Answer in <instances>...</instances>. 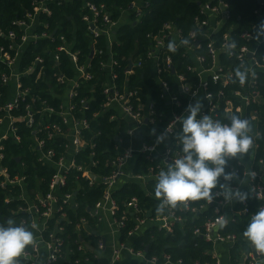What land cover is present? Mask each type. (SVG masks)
<instances>
[{
  "label": "built area",
  "instance_id": "obj_1",
  "mask_svg": "<svg viewBox=\"0 0 264 264\" xmlns=\"http://www.w3.org/2000/svg\"><path fill=\"white\" fill-rule=\"evenodd\" d=\"M82 1V22L91 41L88 55L79 49L73 37L69 40L65 34H59V29L52 30L43 20L53 17L52 5L60 8L68 6L72 0H35L33 12L13 23L18 32L1 34L8 42L0 47L3 68L0 74V194L5 198L4 204L15 205L11 209L13 216L24 214V218L15 220L17 224L34 222L38 225L35 231L37 244L29 246L20 261L40 264L43 250L48 253L44 264H54L64 254L69 256V248L64 250V241L59 238L64 233L63 228L57 227L49 241L45 234L50 220L59 215L65 220V207L76 206L74 195L64 194V191L68 175L77 171L90 187H103L101 199L90 211L96 229L87 228V219H82L77 227L80 235L84 231L89 237L94 236L93 241L81 242L79 251L84 254L86 250L94 252L98 264H104L102 256H107L105 264H122L125 258L138 260L141 264H186L165 252L149 256L148 245H142L140 250L130 245L145 233L157 232L174 237L177 230L187 232L197 245L202 242L209 246L204 254L205 262L197 260L191 264H264V256H258L242 235L251 215L264 206V36L256 39L258 26L264 21V0H256L261 3L253 12L255 20L249 24V29L236 36L233 32L237 26L228 24L229 2L206 0L200 4L199 15L188 34L167 23L158 34L147 37L150 42L147 51L142 56L130 58L124 74L130 77L148 64L153 67L160 87L159 100L167 107L161 112L157 109L158 101L151 96L145 102L139 89L129 90L126 86L120 89L117 84L121 66L114 47L120 28L132 22L131 16L139 21L146 4L135 1L116 15L117 12L105 5H97L92 0ZM183 39H190V44L182 45ZM167 42H175L177 51H183V55L190 58L192 64L185 73L175 70L171 56L163 57ZM101 43L105 46L101 47ZM103 55L107 56L106 59L95 66L94 59ZM223 56L231 62H224ZM241 64L249 69L243 86L235 77V70ZM168 73L175 77L177 93L172 92L169 82L163 78ZM41 86L47 88L43 90L46 95L43 98L37 94ZM99 86L105 98L102 111H113L110 117L113 122H125L130 139L126 148L123 139L116 136L118 144L112 151L111 171L105 176L94 174L99 161L79 165L76 160L80 154L88 153L89 158L96 156L94 140L100 135H91L87 139L85 134L90 132V122L78 114L86 113ZM50 99L59 102L58 106L51 104ZM197 101L203 105L200 115L209 114L227 122L228 115L237 114L250 120L254 145L249 157L243 161L229 160L226 168L227 172H236L241 179L244 170L256 173L255 179L248 183L231 182L234 189L247 192L248 199L226 203L218 196L211 204L189 201L186 208L180 206L157 215L156 206L147 208L139 199L132 198L124 201L121 210L115 194L126 185L141 186L159 203L154 195L156 177L181 154L176 136L182 125L176 123L163 141L158 142L157 137L176 117L187 115V106ZM97 116L95 114L94 118ZM53 118H60L61 122H52ZM166 121L168 124L160 131L158 123ZM137 136L141 139L138 144L134 141ZM9 141L16 146L26 145L40 167L52 171L46 194L43 193L45 176H41L35 192H32L25 164L20 159H16L19 163L15 168L5 164V143ZM58 141L61 144L57 145ZM141 158L148 164L143 161L142 172L135 174V163ZM220 182L225 183L222 178ZM151 183L153 190L149 189ZM222 216L226 220L223 227L220 226ZM240 225L243 229L239 228ZM124 234L126 241L122 242ZM151 239L156 240L153 236ZM233 252L237 253L235 257ZM80 263L78 260L74 264Z\"/></svg>",
  "mask_w": 264,
  "mask_h": 264
},
{
  "label": "trees",
  "instance_id": "obj_2",
  "mask_svg": "<svg viewBox=\"0 0 264 264\" xmlns=\"http://www.w3.org/2000/svg\"><path fill=\"white\" fill-rule=\"evenodd\" d=\"M35 0H0V47L7 44V40L4 39L1 34H8L11 31L18 32V29L13 25L16 20H20L25 17L26 13L33 12V3ZM97 5H105L109 10L117 12L119 10L127 9L128 6L133 2H139L146 4L143 8V17L137 21L134 16H131L132 22L124 24L120 28L119 38H117V44L115 45L116 59L119 61L121 68L118 70L119 79L117 84L122 89L126 86L129 90L139 89V95L142 100L147 102L149 96L158 101L157 109L161 112L166 109V104L159 100L160 87L157 85L154 69L148 64L141 70H136L135 74L130 77H126L124 69L129 64L130 58H137L144 55L149 47L148 36L150 34H158L162 27L171 23L174 24L179 30L185 35L188 34L194 26V20L199 15L200 4H204L206 0H92ZM229 2L230 19L228 21L229 26H237V30L233 32L236 36L239 32H242L246 28L249 29V24L255 20L253 12L258 8V2L256 0H227ZM83 5L82 0H72L68 6H61L60 8L52 5L53 17L51 19H44L50 24L52 30L59 29L62 34L71 40L73 37L78 42L79 49L84 50V54L88 55L91 50V41L89 39L87 27L82 22V13L80 11ZM76 28V30H75ZM75 30V31H74ZM167 49L163 57L167 55L172 57L173 66L178 73H185L186 68L192 64L188 56L183 55V51H176L175 53L170 52ZM101 47L105 44L101 43ZM102 58L94 59L93 63L98 66L101 60L106 59V55L101 56ZM224 62H231V60H225ZM65 64H68L64 60ZM232 63H235L232 61ZM3 71L0 65V74ZM102 76V74H99ZM163 78L169 82L172 92L177 93V85L175 83V77L172 73L163 75ZM236 87V85H235ZM41 90L37 91V94L43 98L44 91L47 88L45 86L40 87ZM1 91V88H0ZM228 91V90H227ZM46 97V95H44ZM86 98V97H84ZM105 102V98L102 94V89L99 86L95 95V98L88 103V110L84 115L78 114V117H85L90 122V132L85 134L88 139L91 135H100L95 138L96 149L95 158H89L88 153L80 154L76 157L77 163L80 165L81 162L89 164L92 160L99 161V165L94 169V174L97 176L108 175L111 171L110 163L113 160V150L118 144L116 136L124 141V147H128L130 139L126 134L127 124L121 122H113L110 120L113 111H102V105ZM50 103L55 107L58 106L59 102L52 101ZM79 103V100H78ZM98 114L97 118L94 115ZM60 118H53L52 122L60 123ZM162 131L164 126L168 122L158 123ZM5 147V164L11 168H15L19 163L16 159H20L25 164L26 173L30 175L29 190L35 192L37 188V182L41 181V176H45L46 180L43 186V193L48 192L49 182L52 177V171H44L37 163V158L27 150V146H16L13 142H6ZM61 144V141L57 142V145ZM249 157V154H248ZM246 159V157H245ZM236 160V159H234ZM143 158L139 159L135 163V174L141 173ZM148 164V162H146ZM141 166V167H140ZM148 166L146 165L145 170L147 171ZM149 189L153 190V184L149 185ZM72 193L74 195L75 207H65L64 213L66 215L65 220L59 216H55L54 219L48 222V230L45 234V239L49 241V237L52 233H55L57 227L63 228L64 233L59 235L64 241V250L69 248V256L65 254L62 259L58 260L54 264H71L78 260H81L80 264H98V260L95 257V253L86 250L84 254L79 251L81 242L87 243L94 240V236L90 237L82 232L77 233V227L81 225L82 219L88 220L87 228L91 231L96 229V222L90 218V211H93L96 203L101 199L103 194V187L94 186L90 187L89 183L82 179L80 173L72 171L67 178V188L64 194ZM120 209H123V203L126 200L137 198L141 204L147 208L157 206V202L149 196L147 192L141 186L138 185H126L117 191L115 194ZM4 196L0 194V224L6 223L9 218H16L19 220L24 218V214L21 213L17 216H13L11 209L15 208V205L4 204ZM243 224V223H242ZM239 228L243 229L242 225ZM152 236L156 239L152 241ZM126 241V234L123 235L122 242ZM130 245L136 250H140L142 245L150 246L149 256L161 255L163 252L172 255L175 260H184L186 264H191L194 261L203 259L206 250L209 248L202 242L197 245L191 239V236L183 233L181 230H177L174 237H166L165 235L157 232L145 233V235L138 237ZM168 248V249H167ZM236 252H233V256H236ZM88 259V262L85 260ZM21 264H30L21 262ZM122 264H141L138 260L125 258Z\"/></svg>",
  "mask_w": 264,
  "mask_h": 264
},
{
  "label": "clouds",
  "instance_id": "obj_3",
  "mask_svg": "<svg viewBox=\"0 0 264 264\" xmlns=\"http://www.w3.org/2000/svg\"><path fill=\"white\" fill-rule=\"evenodd\" d=\"M261 36H264V21L256 31V39ZM180 43L188 46L190 39H183ZM168 50L175 53L176 43L170 42ZM248 76L249 69L245 65L236 68L235 77L241 86ZM202 107L199 101L189 104L185 110L188 114L176 117L165 132L157 137L158 142L163 141L176 123L182 125L181 132L176 136L181 154L169 162L166 169L159 171L154 184V195L159 201L155 209L157 215L180 206L186 208L189 201L211 204L218 196L226 203L248 199V193L239 188L234 189L231 182L238 180L241 184L248 183L255 179L256 173L244 170V178L241 179L236 172H227L226 168L229 160L243 161L253 147L251 122L237 114L228 115L227 122L214 119L209 114L200 115ZM221 178L225 183L220 182ZM214 189L219 191L214 192ZM257 198L260 197L257 195ZM225 223L222 216L220 226L223 227ZM36 230V223L17 224L13 218L0 224V264H21L20 257L25 250L37 244ZM242 235L258 256H264V206L251 215Z\"/></svg>",
  "mask_w": 264,
  "mask_h": 264
},
{
  "label": "crops",
  "instance_id": "obj_4",
  "mask_svg": "<svg viewBox=\"0 0 264 264\" xmlns=\"http://www.w3.org/2000/svg\"><path fill=\"white\" fill-rule=\"evenodd\" d=\"M140 137L137 136L135 137L134 141L136 144H138L140 142ZM47 258H48V253L47 251L43 250L41 255H40V264H44L46 261H47ZM102 259H103V263L105 264V262H107V256H102Z\"/></svg>",
  "mask_w": 264,
  "mask_h": 264
},
{
  "label": "water",
  "instance_id": "obj_5",
  "mask_svg": "<svg viewBox=\"0 0 264 264\" xmlns=\"http://www.w3.org/2000/svg\"><path fill=\"white\" fill-rule=\"evenodd\" d=\"M258 3H261V2H260V1H258ZM56 32H57V31H55V33H56ZM117 139H118V138H116V141H117ZM17 161H18V160H17ZM147 251H148V248H147Z\"/></svg>",
  "mask_w": 264,
  "mask_h": 264
},
{
  "label": "bare ground",
  "instance_id": "obj_6",
  "mask_svg": "<svg viewBox=\"0 0 264 264\" xmlns=\"http://www.w3.org/2000/svg\"><path fill=\"white\" fill-rule=\"evenodd\" d=\"M141 167V166H140Z\"/></svg>",
  "mask_w": 264,
  "mask_h": 264
}]
</instances>
